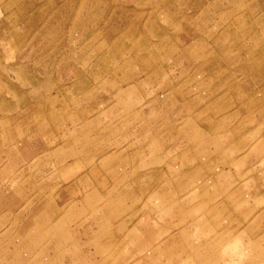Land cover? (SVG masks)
Masks as SVG:
<instances>
[{
  "label": "rangeland",
  "instance_id": "rangeland-1",
  "mask_svg": "<svg viewBox=\"0 0 264 264\" xmlns=\"http://www.w3.org/2000/svg\"><path fill=\"white\" fill-rule=\"evenodd\" d=\"M0 264H264V0H0Z\"/></svg>",
  "mask_w": 264,
  "mask_h": 264
}]
</instances>
